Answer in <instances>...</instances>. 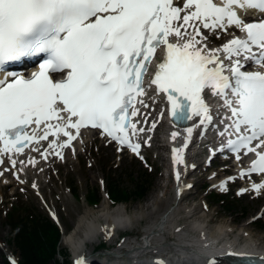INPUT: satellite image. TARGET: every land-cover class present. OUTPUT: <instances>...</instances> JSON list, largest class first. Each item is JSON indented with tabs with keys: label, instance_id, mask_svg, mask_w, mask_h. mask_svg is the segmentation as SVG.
<instances>
[{
	"label": "snow or ice",
	"instance_id": "snow-or-ice-1",
	"mask_svg": "<svg viewBox=\"0 0 264 264\" xmlns=\"http://www.w3.org/2000/svg\"><path fill=\"white\" fill-rule=\"evenodd\" d=\"M238 9L264 14V0H0V164L49 136L55 137L49 149L63 159L62 150L89 128L139 156L141 143L132 138L146 129L133 118L148 123L137 105L149 107L144 97L152 89L167 101L174 124L195 120L184 143L172 149L176 165L184 163L194 130L208 128L223 111L228 115L219 121V151H231L236 160L242 152L254 154L240 176L264 174V72L247 70L264 67V19L246 22ZM232 26L245 37L210 47L202 29L218 38L217 30ZM35 58L42 62L28 76L6 70ZM215 102L221 108H213ZM156 127L152 122L149 130ZM178 136L171 133L173 141ZM48 154L41 153L44 159ZM10 163L15 168L17 161ZM175 178L180 180L179 170ZM219 187L226 191L227 181ZM262 189L264 182L252 185L257 194Z\"/></svg>",
	"mask_w": 264,
	"mask_h": 264
},
{
	"label": "rangeland",
	"instance_id": "rangeland-1",
	"mask_svg": "<svg viewBox=\"0 0 264 264\" xmlns=\"http://www.w3.org/2000/svg\"><path fill=\"white\" fill-rule=\"evenodd\" d=\"M211 39V45L222 43L223 35L219 34L218 38L213 37L208 31H203ZM221 37V40L219 38ZM157 133L152 135L155 137ZM154 137L147 140V145H156V147H146V151L139 156L120 152L117 148L109 144L106 140L98 137L97 133L88 136L85 141H81L79 146L69 149L63 159L50 160L42 162L41 166L35 169H28L27 174H21L19 179L17 176L8 175L10 180L5 187H2L3 181L0 178V264L5 258L12 257L19 259V250L11 239L10 227L5 223V212L10 208L13 200L27 201L31 204L39 206L45 213H55L59 221L63 225L64 231L71 230L77 221L79 214L85 210L88 202L85 196L91 188L103 184L104 177L107 179L118 177L121 187L133 189L130 182L131 173H144V169L149 167L148 175L153 178L154 185L144 200L139 202H128L129 208L134 204H140L153 195H163L164 188L167 186L169 190L165 197L160 196L161 201L154 214L145 216L142 220L134 224L132 235L128 231L118 230L112 236L105 235V239L100 242L105 244L117 243L122 246L126 242L136 245V241H140L139 235L145 230V226L154 219H160V216L167 210L177 205L175 201V193L168 184L167 174L168 162L166 161V152L164 141L160 137ZM157 143V144H155ZM207 151L199 154L194 159L199 163V167L195 168L189 177L194 181V186L190 189L192 193L183 201L184 205H189L195 200L205 202L208 206L210 216L213 217L212 228L215 221L224 219L230 227L239 230L241 225H245L251 230L254 236L264 239V192L260 194L245 193L239 195L237 188L239 182L227 185V190H221L215 186L217 178L225 174L234 173V162L224 165L218 158L214 159L212 165L204 164L209 162ZM141 156L143 159H141ZM195 162V161H194ZM195 162V163H197ZM113 164V169L117 170L112 174H105L101 167L103 165ZM227 166V168H224ZM109 169V167H108ZM46 170H49L46 172ZM35 185V187L33 186ZM44 186V187H43ZM71 189L79 190L80 196H75ZM211 191L224 192L226 200L223 204L213 203V195ZM103 200L108 199L106 191L102 188ZM19 197V198H18ZM109 200V199H108ZM232 200V201H231ZM101 201V202H102ZM97 207V206H95ZM228 207H232L229 210ZM257 215H260L255 219ZM96 244L87 245L86 254H94ZM61 247L70 254L71 262L73 255L69 247L61 243ZM94 258L100 257L95 253ZM62 258V257H61ZM94 260V259H93ZM111 261L112 258L110 257ZM93 261L91 264H99ZM73 263V262H72Z\"/></svg>",
	"mask_w": 264,
	"mask_h": 264
},
{
	"label": "bare ground",
	"instance_id": "bare-ground-1",
	"mask_svg": "<svg viewBox=\"0 0 264 264\" xmlns=\"http://www.w3.org/2000/svg\"><path fill=\"white\" fill-rule=\"evenodd\" d=\"M258 12L256 10L251 11H242L241 14L244 18H247L249 14L256 15ZM183 15V13H181ZM230 30L237 31L234 26L229 28ZM191 31V29L189 30ZM203 31V29H202ZM219 33L220 30H217ZM229 32L225 33V36H229ZM227 41H224V43ZM223 43V44H224ZM222 44L210 45L213 48H219ZM149 95L144 99L146 103L149 104L148 108H144L140 106L141 112L143 110H147L151 112L156 104L162 105V98L160 94L154 92L152 89L148 91ZM214 105L212 104V107ZM147 116V113H144ZM154 116V114H153ZM159 119L156 122L157 127V136L162 138L165 145L167 146L166 150V161L168 162V171L170 172L172 181L170 178L167 179L168 184L170 183V188L175 192V196L178 198L177 205L167 210L160 216V219H154L146 226L147 234L143 241H136V245L133 243L126 242L122 245V249L127 248L126 252L129 254L139 253L144 251L145 248H163L168 247L170 244L166 241V235L170 234L171 236H175L177 239V243H174L175 250L180 252L182 256H188L190 262L184 261H176L169 260L166 264H193V262L205 261L210 258H214L216 254L226 252L230 248H233L234 242L237 239L235 237L234 242L228 243V234L231 231L229 223L224 220L215 221L214 227L211 228L214 231H217V239L214 240L212 236H208L206 233L207 228L210 226L207 225L206 218H209L210 212L204 206L205 202L202 200H195L189 205H184V199L182 196L186 191L185 183H190V179L185 178V174L189 171V163L191 162V158L194 157L195 153L192 151L194 147L200 142L201 138L204 136L205 132L208 129L213 128V124L208 128L201 130L199 128L195 129L192 136V141L189 143L188 149L185 150L184 153V163L180 165H176L174 163L173 152L172 149L176 147H180L184 143V137H186V128L192 126L195 123V120H192L190 124L184 126L182 128H178L172 126L168 123V121L163 117L162 119L158 116ZM148 118V117H147ZM140 119V120H138ZM136 122H139L138 126H143L147 133H151L155 130H149L151 121H148L147 124L143 123L142 117L139 116ZM173 131H178L180 136L177 137L175 141L171 139V133ZM144 132V133H145ZM95 134V130H81L80 136L73 142L71 147H66L62 150L63 156L69 149H74L76 146L81 144V141H85V139L91 134ZM154 140H156L154 138ZM46 146H43L42 149H46ZM41 151V150H40ZM47 159L43 162L50 161L54 159L53 152H48ZM40 154L36 153V151H28L27 153L20 156H12L7 155L5 157V163L0 166V172H3V175H0L1 180L3 181L2 187H5L10 180V175L21 176V174H27L28 169H35L38 166H41L42 159ZM32 158L37 161V163L33 166L28 163V160ZM10 159H15L17 161L16 167L13 168ZM24 161L22 165L20 162ZM237 165V164H236ZM8 169V170H7ZM180 171V180L177 181L175 178L176 171ZM239 168L236 170V174ZM49 170H46L48 172ZM9 175V176H8ZM224 178V177H223ZM184 179V183H182ZM246 179V178H245ZM216 182V181H215ZM224 180H219L216 182V186H219ZM264 182V175L258 178L257 182L246 183L241 188H251L254 183ZM44 187V186H43ZM169 190L167 186L164 188V194ZM264 190V189H262ZM165 197V196H163ZM162 198V197H161ZM160 195H153L146 199L144 202L140 204H134L129 208V205L124 202H120L115 205L109 204L108 200H103L97 207L93 206H85V210L79 214V217L73 228L69 231L63 232V237L61 240L62 244H65L69 247L72 254L76 258V260L86 261L87 257L83 254L86 250L87 245L93 246L96 243H99L101 239H103L106 233L109 236H112L115 231H130L134 228V224L141 219L145 218V216H150L155 213L157 207L161 201ZM180 218H187L188 224L185 226L188 230L193 232L192 235L189 236V232H185L182 229H178V220ZM213 220V218H212ZM240 237H244L248 240L247 244H245L241 249L245 254L251 255L257 254L261 256L264 253V239L259 236H254L251 230H248L245 225H241L239 228ZM196 233V235H194ZM212 234V232H209ZM240 249V248H239ZM120 251V250H119ZM124 251V250H122ZM121 251V252H122ZM92 257V256H91ZM90 257V258H91ZM217 260V264H225L224 261ZM195 260V261H194Z\"/></svg>",
	"mask_w": 264,
	"mask_h": 264
},
{
	"label": "trees",
	"instance_id": "trees-1",
	"mask_svg": "<svg viewBox=\"0 0 264 264\" xmlns=\"http://www.w3.org/2000/svg\"><path fill=\"white\" fill-rule=\"evenodd\" d=\"M105 174L106 167H102ZM131 173L133 189L121 187L118 177L106 179L108 192L112 199L124 202H136L144 199L154 185L153 178L146 173ZM113 170L111 171V173ZM140 174V175H139ZM78 192V189L74 190ZM92 203L100 200L98 187H93L87 195ZM215 201L224 200L214 193ZM232 210V207H228ZM6 223L10 226V235L20 252L19 264H70L68 252L60 247L61 231L58 225L39 207L27 202H12L6 213ZM63 260H61V257ZM1 264H11L7 259Z\"/></svg>",
	"mask_w": 264,
	"mask_h": 264
}]
</instances>
